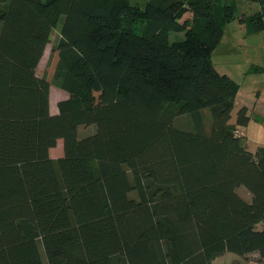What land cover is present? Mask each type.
<instances>
[{
  "label": "trees",
  "instance_id": "1",
  "mask_svg": "<svg viewBox=\"0 0 264 264\" xmlns=\"http://www.w3.org/2000/svg\"><path fill=\"white\" fill-rule=\"evenodd\" d=\"M253 1L246 34L264 31ZM235 15L234 0H0V264L264 261V145H242L239 84L211 60ZM58 25L68 97L51 113L36 69Z\"/></svg>",
  "mask_w": 264,
  "mask_h": 264
},
{
  "label": "rangeland",
  "instance_id": "2",
  "mask_svg": "<svg viewBox=\"0 0 264 264\" xmlns=\"http://www.w3.org/2000/svg\"><path fill=\"white\" fill-rule=\"evenodd\" d=\"M132 4L143 7L147 0H129ZM229 1V0H225ZM236 15L224 26L223 36L211 53L214 66L221 72L227 73L238 84L239 90L231 111L230 121L234 122L238 109L247 106L249 121L245 126H238L242 132V145L254 151L258 145H264V31L246 34L245 27L238 21L242 13H252L258 5L253 0H234ZM190 16L186 13L184 17ZM183 17V18H184ZM59 25L61 23L59 22ZM56 26L50 34V40L37 65L36 73L49 80V108L51 113L57 112V102L68 97V93L59 88L53 78L56 56L52 54V45L60 34V26ZM183 32H170V40L183 38ZM93 131V126L80 127L79 134L84 135ZM63 145L59 139L49 150V154L56 158L62 155ZM245 199H250V193L243 186L237 189ZM44 259V254L42 252ZM210 264H264L257 252H250L244 256L233 252H225L215 258Z\"/></svg>",
  "mask_w": 264,
  "mask_h": 264
},
{
  "label": "built area",
  "instance_id": "3",
  "mask_svg": "<svg viewBox=\"0 0 264 264\" xmlns=\"http://www.w3.org/2000/svg\"><path fill=\"white\" fill-rule=\"evenodd\" d=\"M235 133H236V134H240L241 132L239 131V129H236V130H235Z\"/></svg>",
  "mask_w": 264,
  "mask_h": 264
},
{
  "label": "crops",
  "instance_id": "4",
  "mask_svg": "<svg viewBox=\"0 0 264 264\" xmlns=\"http://www.w3.org/2000/svg\"><path fill=\"white\" fill-rule=\"evenodd\" d=\"M237 96V95H236ZM236 98V97H235ZM241 131V130H240Z\"/></svg>",
  "mask_w": 264,
  "mask_h": 264
}]
</instances>
